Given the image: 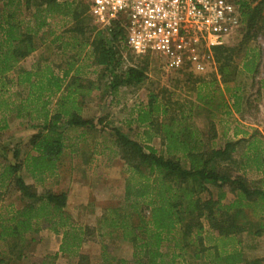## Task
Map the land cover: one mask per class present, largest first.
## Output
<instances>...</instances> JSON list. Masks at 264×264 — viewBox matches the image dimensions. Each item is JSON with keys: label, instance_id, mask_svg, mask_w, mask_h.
<instances>
[{"label": "trees", "instance_id": "16d2710c", "mask_svg": "<svg viewBox=\"0 0 264 264\" xmlns=\"http://www.w3.org/2000/svg\"><path fill=\"white\" fill-rule=\"evenodd\" d=\"M0 4V140L8 116L24 118L36 130L23 159H18L17 149L15 161L5 156L0 162V240L10 245L8 259L0 253V264H23L43 222L62 235L59 251L45 256L43 264L60 255L74 258L76 264H92L90 255L80 249L96 229L73 221L66 209V191L39 192L35 183L45 184L58 174L66 150L65 125L95 126L94 119L82 115L86 99L98 87L88 77L89 68L100 67L98 79H107L116 89L142 84L148 65L140 61L121 69L125 32L118 23L96 32L89 20V1L0 0ZM239 8V33L247 30L240 42L232 38L211 47L217 70L205 75L187 68L172 70L188 72L190 97L179 100L169 90L163 97L151 92L147 104L136 111L135 121L144 128L146 140L160 137L164 153L112 128L130 172L123 203L103 211L97 230L101 236L129 242L132 252L124 258L102 250L105 264H188L190 252L203 258V264H264V257L247 258L238 246L242 233L264 234V143L256 133L250 140L227 138L226 132L219 138L215 124L218 116L231 114L232 106L239 110V88L229 85L238 71L236 59L245 43L263 30L258 26L263 1L253 6L240 0ZM53 18L63 21V31L51 42L60 43L64 60L52 62L41 55L32 66L22 65L37 50L38 39H45ZM94 31L98 34L93 36ZM64 34L69 35L67 40ZM128 52L135 54L129 48ZM256 67L257 54L247 49L243 68L254 72ZM221 85L229 91L232 105ZM194 108L206 112L207 129L193 123ZM244 143L249 150L238 159ZM252 173L259 178L251 179ZM25 176L35 183H28ZM13 190L20 204L5 200Z\"/></svg>", "mask_w": 264, "mask_h": 264}, {"label": "rangeland", "instance_id": "374dc122", "mask_svg": "<svg viewBox=\"0 0 264 264\" xmlns=\"http://www.w3.org/2000/svg\"><path fill=\"white\" fill-rule=\"evenodd\" d=\"M86 1L90 3L89 20L95 26L94 30L97 32L98 29L106 28L107 26L101 25L91 12V0ZM242 1L250 2L253 6L259 1H263L262 18L258 24V26L261 24L263 30L245 43L236 59L238 71L235 80L231 81L229 85L239 88V110L232 106L231 114L218 116L215 118V124L219 138H223L224 132H226L227 138L232 139L237 137L249 139L252 133H256V137L264 143V0ZM62 24L63 21L60 18H53L45 39H38L37 50L24 59L21 64L30 67L41 55L50 58L53 60L52 62L63 61L66 55L58 49L57 45L60 43L51 42L55 34L63 31ZM246 30L244 27L241 33L234 37V42H240ZM63 38V40H67L69 35L64 34ZM247 49L257 54V67L254 72H248L243 68ZM123 56L125 61H123L121 69L126 68L129 64H138L140 61L146 62L148 65L147 79L136 87L122 85L114 89L110 88L107 79H98L100 67H90L88 77L95 80L98 87L93 89L86 99L82 115L94 119L95 126L68 127L65 125L66 150L62 161L59 163L58 174L51 177L45 184H36L33 178L25 176L28 183H35L39 192L48 188L58 192L66 191L69 196L66 209L71 214L73 221L78 226L88 225L96 229L91 240L83 244L80 249L90 255L92 264H105L101 257L102 250L124 258H129L132 252V245L129 242L101 236L100 231L97 230L99 227L98 220L103 211L109 206L123 203L125 180L128 172H130L128 164L121 157L122 151L115 141L112 128H119L144 146H153L159 153H164L165 148L160 137L146 140L144 128L138 126L135 121L136 111L147 104L151 92L158 93L163 97L165 96L164 91L169 90L172 92L171 97L179 100L190 97L185 82L188 72L166 70L162 61L164 58L161 55L146 54L137 57L128 52L126 47L123 50ZM249 67H252V64ZM216 70L215 63L214 66H210L208 73H201V75ZM221 89L232 105L233 99L232 97L229 99V91H225L224 85H221ZM215 93L218 94L217 91ZM196 108H194V115L191 119L195 126L205 130L208 128L209 118L205 111ZM7 119L8 126L1 132L0 162H3L5 156L7 159L15 161L13 153L17 149L20 151L18 159H23L27 151L30 150L29 138L36 132L24 118L8 116ZM235 131L238 132L237 136H234ZM247 150H249L247 145L245 144L244 147L242 145L236 153L237 158L245 155ZM78 161L79 163H77ZM249 177L254 180L259 178L254 173L250 174ZM5 197L6 202L14 201L16 204H20L18 192L15 190ZM1 209L0 202V211ZM47 224L46 222L40 224V232L34 235L37 241L28 248L26 257L22 260L23 264H43L45 256L56 253L58 239L54 236V232L47 227ZM238 239H240L238 246L241 247L247 258L264 257V234L254 236L252 233L245 232L239 235ZM9 246L7 242L0 240V253L7 259ZM50 248L53 249L50 250ZM54 248H56L55 251ZM186 256L188 264L205 263L203 258L201 260L194 258L192 252ZM47 262V264H76V260L69 257L61 258L59 261L55 260L53 263L50 260Z\"/></svg>", "mask_w": 264, "mask_h": 264}, {"label": "built area", "instance_id": "2783aa9c", "mask_svg": "<svg viewBox=\"0 0 264 264\" xmlns=\"http://www.w3.org/2000/svg\"><path fill=\"white\" fill-rule=\"evenodd\" d=\"M240 0H91L103 26L118 23L127 47L159 54L166 70L205 73L214 66L211 47L228 43L242 28Z\"/></svg>", "mask_w": 264, "mask_h": 264}, {"label": "crops", "instance_id": "0c3cea01", "mask_svg": "<svg viewBox=\"0 0 264 264\" xmlns=\"http://www.w3.org/2000/svg\"><path fill=\"white\" fill-rule=\"evenodd\" d=\"M77 163H79V161L77 162ZM54 234V236L55 237H57V239H58V247H57V250H56V248H54V251L55 252H58L59 251V247H60V244H61V240H62V235L61 234H55V233H53ZM53 248H50V250H52ZM61 258H67L66 256H63V255H60L58 258H57V260L56 261H59Z\"/></svg>", "mask_w": 264, "mask_h": 264}]
</instances>
